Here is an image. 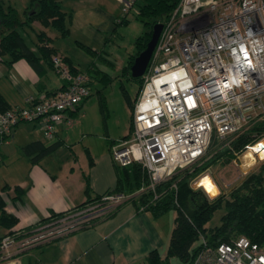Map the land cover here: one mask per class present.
<instances>
[{
    "label": "built area",
    "instance_id": "built-area-1",
    "mask_svg": "<svg viewBox=\"0 0 264 264\" xmlns=\"http://www.w3.org/2000/svg\"><path fill=\"white\" fill-rule=\"evenodd\" d=\"M134 2L124 0L123 11ZM52 64L63 87L29 96L26 106L0 110V146L22 122L38 124L45 139L54 140L57 126L70 124L69 113L90 95L87 73L73 72L58 54ZM142 77L128 136L115 140L110 154L120 166L139 163L147 181L131 193L109 192L35 226L11 230L1 240L0 258L106 218L133 196L151 192L157 200L163 193L158 185L179 169L201 165L216 140L218 148L236 155L239 177L264 160L258 148L264 147V0H179L162 22ZM247 134L249 141L235 151L233 141ZM247 153L252 161L245 164ZM206 175L218 189L214 196L202 183ZM191 184L210 198L222 190L210 173L196 175ZM193 264H264V243L239 236L204 247Z\"/></svg>",
    "mask_w": 264,
    "mask_h": 264
},
{
    "label": "crops",
    "instance_id": "crops-1",
    "mask_svg": "<svg viewBox=\"0 0 264 264\" xmlns=\"http://www.w3.org/2000/svg\"><path fill=\"white\" fill-rule=\"evenodd\" d=\"M89 1L60 0L62 9L68 15L69 31L73 26H88L91 17L96 18L99 30L114 26V13L103 7L92 6ZM34 25L44 31L47 29L41 25L37 26L36 22ZM46 34L50 36L47 31ZM32 49L34 50L33 47ZM57 50L58 54L66 56L58 48ZM67 58L72 63L71 59ZM42 67V72L39 73L24 58L18 59L10 66L0 60V93L9 107L26 106L29 96L53 92L62 86V80L49 65L42 63ZM86 100L82 102L77 113H69L71 123ZM66 125L69 124L61 123L57 126L54 140L60 139L63 143L52 153L67 144L66 139L70 137L64 130ZM40 129L36 123H20L12 129L0 146V163L9 160V156L14 153H17L22 162V172L13 179L14 183L10 184L11 181L8 182L7 178L0 181V194L6 202L4 209L17 218V223L10 229L0 226V237L9 230L45 222L50 214L63 213L95 196L113 190L116 186V164L111 158L110 145L106 147L92 139L86 141V158L82 159L75 153L77 143L74 142L68 143L69 157L49 158L53 155L50 153L33 163L29 157L21 155L18 148L21 149L27 143L40 141L47 145L51 142L45 139ZM23 130L28 131L24 134ZM16 146L17 150L14 148ZM88 154L92 164H89ZM86 181L90 188L88 193L85 192ZM4 185H9L10 188L1 191ZM16 185L24 189V193L20 198L12 199L15 196L13 187ZM160 217L155 218L150 212L140 210L134 203L127 202L106 218L45 244L13 253L9 258L0 260V264H148L147 256L150 251L156 249L165 255L172 231L171 229L169 235H164L156 223Z\"/></svg>",
    "mask_w": 264,
    "mask_h": 264
},
{
    "label": "trees",
    "instance_id": "trees-1",
    "mask_svg": "<svg viewBox=\"0 0 264 264\" xmlns=\"http://www.w3.org/2000/svg\"><path fill=\"white\" fill-rule=\"evenodd\" d=\"M178 1L142 0V3L138 5L135 17L142 22L144 31L136 37L134 41L135 50L127 57L126 63L122 67L123 73H128L131 76L130 67L134 58L146 47L151 37L153 25L157 22L162 23L170 15ZM126 14L127 12H125L124 17L115 21L114 26L126 23L128 21ZM67 20L68 15L62 9L60 0H29L23 10H18L12 5L5 6L0 1V60L10 66L18 59L24 58L39 73L43 69L42 63L53 69L52 56L58 54V50L51 44L52 38L46 34V31L38 29L34 23L38 22L41 26L52 28L61 36H66L69 33ZM60 56L69 64L73 72L80 71L66 56ZM91 69L93 70L92 67ZM106 76L104 73L102 78ZM131 78L139 82L138 94L143 77L134 78L131 76ZM62 87L63 84L58 89ZM55 91L46 92V94L51 95ZM81 104L82 102L70 113H77ZM132 107L133 103L130 102V123ZM8 108L11 107L0 93V110ZM127 136L128 133L122 138ZM114 141H110L109 145ZM248 141V134L243 135L233 141L232 147L237 152L241 151ZM62 143L60 139L52 140L47 145L40 141H32L22 146L21 149L31 162L37 163L55 151ZM224 148H221L215 156L209 157L200 166L196 165L193 170L179 169L170 179L159 184L158 191H163V193L157 200L153 199L151 192H145L124 202H132L138 208L143 207V210L150 212L155 218L162 216L171 209L176 211L174 227L165 255L156 249L150 251L147 256L148 264H193L197 253L204 247L213 248L221 242H230L239 236H245L254 243H264V160L253 170L244 174L240 182L227 193L221 192L214 198L207 196L203 190L194 189L190 186V180L198 170L206 169L211 164L216 163L220 156L224 157L222 164L236 159V155L230 151V148ZM89 164H92L90 155ZM115 166L117 183L113 190L106 193H131L147 181V173L139 163L133 162L127 166L116 164ZM173 182H176V188L171 187ZM9 188V185H4L1 187V191ZM89 191L90 188L86 181L85 192L88 193ZM13 192L15 196L12 199L20 198L24 189L16 185L13 187ZM100 197L101 195L95 196L79 206L98 200ZM5 205L6 202L0 194V226L10 229L17 223V218L5 211ZM222 205L224 206V213L220 217V223L212 227L206 226L214 212ZM60 215L62 213H52L47 220ZM10 232L11 230L6 234ZM4 236L0 237V243Z\"/></svg>",
    "mask_w": 264,
    "mask_h": 264
},
{
    "label": "rangeland",
    "instance_id": "rangeland-1",
    "mask_svg": "<svg viewBox=\"0 0 264 264\" xmlns=\"http://www.w3.org/2000/svg\"><path fill=\"white\" fill-rule=\"evenodd\" d=\"M0 1L5 6L12 5L18 10H23L29 0ZM89 3H92V6L96 5L110 10L114 13L116 21L125 15L123 11L124 0H90ZM141 3L142 0H135L128 9L126 14L128 21L126 23H120L116 26L111 25L108 29L99 30L95 17H91V22L88 26L83 25L81 28L71 27L66 36H61L59 32L52 28L46 29L52 38V44L62 54L69 57L80 71L87 73L91 79L89 83L90 96L78 115L73 118L72 123L64 126V130L67 136L70 137V140L66 139L67 144L65 143L56 153H52L53 155H50L51 157L49 156V158L69 157L68 143L73 144V142L77 143L75 153L78 155V158H86L84 147L86 141L89 139L107 147L110 141L118 140L129 132L130 102L134 103L136 99L139 82L131 78L128 73H123L122 67L125 65L129 54L135 50L134 41L136 37L144 31L142 22L135 17L138 5ZM64 5L66 8L67 4L65 3ZM92 12L96 15L94 11ZM36 24L40 26L38 22ZM30 32L34 35L32 31ZM104 73L107 76L102 78ZM28 130H23L22 132L25 134ZM85 137L87 138L84 139ZM216 141L212 142L208 148V157L215 156L220 150L216 146ZM14 148L17 150V146ZM224 149H226V146ZM18 151L21 155H25L22 149L18 148ZM9 157V160H4V162L0 163V181L2 182L4 181L3 179L7 178L8 182L11 181L9 183L12 184L14 183L12 182L13 179L20 176L19 173L22 172V162L19 160L17 153ZM223 158V156H220L216 163L211 164L206 169L198 170L196 175L203 172L210 173L216 177L222 186L221 192L227 193L240 182L242 177L239 176L243 172L239 161L222 164ZM195 166L188 169L193 170ZM191 180L190 186L192 187ZM223 213L224 206L222 205L214 212L213 217L206 226L212 227L218 225ZM175 216L176 211L171 209L156 220L158 228H160L164 235H169L170 230L174 226ZM161 251L163 250L161 249Z\"/></svg>",
    "mask_w": 264,
    "mask_h": 264
},
{
    "label": "water",
    "instance_id": "water-1",
    "mask_svg": "<svg viewBox=\"0 0 264 264\" xmlns=\"http://www.w3.org/2000/svg\"><path fill=\"white\" fill-rule=\"evenodd\" d=\"M161 28H162L161 22H157L153 25L151 37L147 42L146 47L138 53V55L134 58V61L130 67V74L132 77L137 78V77H141L144 74L150 56L152 54V51L157 42ZM258 148L263 149L264 151V147L262 144H259Z\"/></svg>",
    "mask_w": 264,
    "mask_h": 264
},
{
    "label": "bare ground",
    "instance_id": "bare-ground-1",
    "mask_svg": "<svg viewBox=\"0 0 264 264\" xmlns=\"http://www.w3.org/2000/svg\"><path fill=\"white\" fill-rule=\"evenodd\" d=\"M243 161L245 162V164L247 162H251V156L249 153L245 154L243 157ZM202 183L205 185V187L207 188L208 193H210V196H214L218 193V189L215 187V185L213 184L212 180L210 179V177L208 175H206L203 180ZM215 193V194H214Z\"/></svg>",
    "mask_w": 264,
    "mask_h": 264
}]
</instances>
